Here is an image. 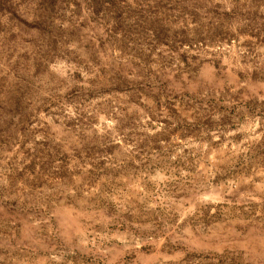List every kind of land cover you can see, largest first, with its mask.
<instances>
[{"label":"rangeland","instance_id":"1","mask_svg":"<svg viewBox=\"0 0 264 264\" xmlns=\"http://www.w3.org/2000/svg\"><path fill=\"white\" fill-rule=\"evenodd\" d=\"M0 264H264V0H0Z\"/></svg>","mask_w":264,"mask_h":264}]
</instances>
